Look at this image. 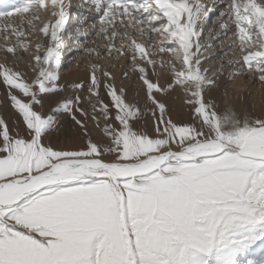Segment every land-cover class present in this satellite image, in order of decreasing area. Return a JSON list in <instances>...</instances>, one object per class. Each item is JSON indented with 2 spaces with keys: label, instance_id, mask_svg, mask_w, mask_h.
Returning a JSON list of instances; mask_svg holds the SVG:
<instances>
[{
  "label": "snow or ice",
  "instance_id": "1",
  "mask_svg": "<svg viewBox=\"0 0 264 264\" xmlns=\"http://www.w3.org/2000/svg\"><path fill=\"white\" fill-rule=\"evenodd\" d=\"M86 4L98 13L96 34H103L110 64H91L87 85H72L73 97L57 99L65 91L59 83L69 18L65 0H51L56 19L39 28L50 46L44 55L36 46L29 65L34 79L0 64L17 123L24 125L23 133L13 136L0 118V264H239V257L264 243V115L248 112L246 96L226 91L225 112L219 113V103L207 93L218 86L225 66L239 65L229 73V84L248 75L264 86V3L227 0L220 26L227 36L229 24L235 25L245 54L227 60L215 77L203 67L199 41V25L214 5L200 0ZM45 8L46 0H24L15 8L20 15L4 20L5 40L31 35L24 26L34 27ZM11 15L0 11V17ZM149 33L175 45L160 46L161 53H175V62L153 58L138 40ZM29 47L18 40L6 54L19 58ZM121 56L138 86H116L118 69L111 61ZM123 80H130L129 69ZM102 91L111 104L104 103ZM141 91L154 135L138 124L145 117ZM178 91L199 126L172 120L169 102ZM46 104L53 114L37 110ZM57 114L70 117L67 128ZM100 117L104 125L94 139L88 122L99 129ZM77 128L87 138L83 149L48 142Z\"/></svg>",
  "mask_w": 264,
  "mask_h": 264
},
{
  "label": "rangeland",
  "instance_id": "2",
  "mask_svg": "<svg viewBox=\"0 0 264 264\" xmlns=\"http://www.w3.org/2000/svg\"><path fill=\"white\" fill-rule=\"evenodd\" d=\"M49 1H51V0H49ZM191 2H193V0H190V3ZM200 2L205 3L206 1L200 0ZM237 2L238 3L239 2H247V0H237ZM258 2L264 3V0H258ZM66 3H68V0L66 1ZM225 3H227V2H225ZM70 4H72V3H70ZM47 5L45 8V9H47L46 15L48 18L54 19L55 17L52 16V14H51L53 11V9L51 8V4H47ZM220 5H221V3L218 4V6L217 5L214 6L215 7V13L210 14V17L207 20H205V22L203 21L204 24L202 26L201 36L199 38V41L202 43V46H203V51L201 54V59L203 61V67L211 70L209 72L210 77H215L217 71L221 70V66L225 65L227 60L231 59L233 61H237V60H240L242 58V56L245 54L241 51V49L239 47L240 42H239L238 36L236 34H234V32H235L234 24H231V23L229 24V29H231V30L228 32L227 36L224 35V32L220 33V31H224V29L220 26V24H221V20L224 19L225 17H221L220 13L222 10H224L225 4L221 8L219 7ZM71 10H73V9H71ZM18 22H20V21H18ZM35 25H36V27H35L36 32L31 34L30 38L28 37L29 39H31L29 51L27 53H25L23 51L19 52V57L22 58V63L17 64L16 62H12L13 64L10 63L7 65L8 67L10 65V68H14L18 71L27 72L29 74V76H31V79L35 78L36 73L31 71L29 65L33 62V54L35 53L36 46L42 45L40 42L42 33L39 31V28H41L42 25H40V24L38 25L37 22H35ZM68 25H69V23H68ZM84 28H85V30H87L86 29L87 27H84ZM97 29H98V27L93 28L91 30V34L90 33L87 34L89 36L88 39H84L83 41L82 40H75L72 38L73 33L71 34V32H73V30L70 29L71 36L68 35L69 32H67L66 36H69V38H70L69 42L71 44L69 51L70 52L73 51V53H72L73 55H71V57L69 58L67 63H64L61 65V70L62 69L68 70L70 72L69 75H72L73 71L81 70L82 68H83L82 70H84V71L86 70V68H88L87 70L90 71V66L93 63L104 66V64H101L98 62V60H96V58L98 57L96 54V51L91 52V53H89L87 51L88 49H93V47H91V45L93 44V42L91 40H95V36H96L97 31H98ZM215 32H216V34H214ZM158 35L159 34L153 35V34L149 33L148 35H146L142 39L138 37V40L145 44V42L148 43V41L150 39L153 40L154 39L153 37L158 36ZM217 37H219V38H217ZM3 38H4V35H3V37L2 36L0 37V50L3 52L4 51L6 52V47L8 45H11L12 42L19 40L22 37L18 38L15 35H9L7 40H5V38L4 39ZM160 39H162L161 35H159L156 40L158 41ZM98 41H102L104 43L106 42L104 40V38H99ZM163 41H164V39H163ZM167 41L170 43L169 40H167ZM90 42H92V43H90ZM165 42H166V40H165ZM48 46H50V41L48 43H46L45 45H42V47H44L45 49ZM171 47H175V45H172ZM171 47H169V48H171ZM77 48H79L80 51ZM76 49L78 51H76ZM193 51H195V50L193 49ZM169 53L174 54L173 52H169ZM206 53H207V55H205ZM225 53H227V55H225ZM101 55H102V53H101ZM103 55H107V52L106 51L103 52ZM9 56H13V55L9 54ZM108 61L110 62V59ZM112 62H114V61H111V63ZM127 63L130 64L128 62V59H127ZM0 64H5V63L0 61ZM104 67L108 68L109 66L108 67L104 66ZM233 67H234L233 69H235L238 67V65H236V66L234 65ZM233 69H232V67L225 66L222 70H223V72H225L227 70L233 71ZM27 70H29V72ZM60 77L63 80H65L67 78V76H60ZM72 78H73V76H70V78L67 79V81H69ZM240 78H241V76L239 78H236L235 83H232V84H229L228 79H227L224 81L225 85H223L222 87H220L219 82H218V86L216 88H213L211 91H209L207 93V98L209 100L217 101L219 103L217 111L219 113H224L225 112V105H223V103L220 102L221 99H219V96H218V93L221 92L220 89H222L223 92H225V91L227 92L228 89H231L232 92H234V93L240 92V91H244V92L246 91L247 92L246 96L248 95L247 98L249 97V99H247V104L249 105L247 108V110L249 109L248 112L253 114V115H264V86H262L258 83L257 79H255L256 78L255 76L251 77L250 80L247 79V80H249L248 83L249 82L251 83L250 86L249 85L246 86L245 85L246 83H242L240 81L241 80ZM28 79L31 80L30 78H28ZM71 82L72 83L68 87H65L66 85H64V84H62V85L60 84L61 87H63L66 90L63 93L59 94L57 96V99L63 100L64 97H73L76 94L72 88V85H74L75 83L73 84V80ZM122 82L123 83H121V85L127 84L128 88L131 87V85H129L130 82L123 80V75H122ZM86 85H87V83H86ZM124 86L127 87L126 85H124ZM229 87H231V88H229ZM141 92H140V95H144L143 91H141ZM17 95L21 99H26L22 96V94H20L18 92H17ZM101 95L104 98V103H107V104L112 103L111 97L107 96L105 91H102ZM262 95H263V97H262ZM132 99H133V96L129 95V100H132ZM139 100H140V97H139ZM169 103H170V115H171V118L174 122H177L180 124H191V123L195 122V123H197V126H199V122L194 120V112L190 109V107L186 106L183 103L182 91L175 92L173 94V99L170 100ZM139 106L142 110L145 111V117L143 120L139 121L138 124L142 125L144 130H146L149 133V135H154V123H153L152 117L147 114L145 101L143 102L140 100ZM51 107H52V105L46 104L43 109L38 108L37 110L43 111L46 114H53L51 112ZM83 107L85 110H87L89 112L90 115L93 114V110H92L90 103L85 102L83 104ZM114 112H115V108L113 107V113ZM57 115H58V119H60V121H61L62 126L64 128H67V126L70 123V117H68L66 114H57ZM0 118L5 119L8 127H9V130H10V135L15 136L17 132L23 133L24 125L22 123H17L20 120V117L15 113V109L13 108L11 101H10V98L8 97V94H7V86L2 83V78L0 80ZM88 124H89V129L92 131L93 138L94 139L98 138V135L101 133L103 125H104L103 118L100 117L101 127L99 129L95 127L94 121L90 120L88 122ZM67 137H72V139L68 140ZM48 142H51L55 147H64L66 143H69L73 147L83 149V147L87 143V138L84 137L80 133L79 129L77 128L74 132L69 130V131H67V133H65L64 131H62L60 134H58L57 137L50 139V141H48ZM258 248H260V249L264 248V243H258V245L254 247L255 250L252 249L253 251L250 250L247 254L239 257L238 258L239 264H248L247 262H244V260L246 261L249 258H251V261H252L253 254ZM261 250H263V249H261ZM254 260H256V258Z\"/></svg>",
  "mask_w": 264,
  "mask_h": 264
},
{
  "label": "bare ground",
  "instance_id": "3",
  "mask_svg": "<svg viewBox=\"0 0 264 264\" xmlns=\"http://www.w3.org/2000/svg\"><path fill=\"white\" fill-rule=\"evenodd\" d=\"M66 1L67 0H65V3H66ZM206 2L204 3V2H202V3H204V4H206V5H214V6H216V5H218V4H220L221 3V5L219 6L220 8L221 7H223V5L224 4H226L225 2H227V0H219V3H217V0H205ZM73 2V1H72ZM48 3H47V1H46V5H47ZM68 12H69V18H68V22H67V24H66V31H69V29H70V25L71 26H73V27H71V28H73L74 29V26H76V27H80V26H82L83 28L85 27V25H87L88 23H81L80 25L77 23V21H76V19H77V17H80V18H82V17H84V18H86V19H90L91 18V15H88V14H86L85 12H84V15H82V12L81 13H79L78 14V16L77 15H75V17L76 18H73V15L71 14L72 13V11H71V9L73 8V4H70L69 3V1H68ZM48 6V5H47ZM49 10V9H48ZM214 14L215 13V7H214V9L211 11V14ZM47 9H43V10H41V14H40V19H38V21H35V22H37L38 23V25L40 24V25H42L43 26V24H45V23H49V22H54V20L56 19V17L54 18V19H50V18H48L47 17ZM19 15V14H18ZM14 16H10V17H7V18H4V19H2V20H0V29H3V26H4V20L5 19H11V18H13ZM89 21H93V20H89ZM18 22V21H17ZM205 22V21H204ZM19 23V22H18ZM68 23H69V25H68ZM203 22L199 25V27L201 28V31H202V26H203ZM235 26V25H234ZM233 26V27H234ZM35 27H36V25L34 26V27H32V28H29V26H27V25H25L24 26V30L26 31V33L27 32H31L32 34L33 33H35L36 32V29H35ZM120 27V26H119ZM232 27V28H233ZM120 28H122V26L120 27ZM231 30V29H230ZM223 32H225V30L224 31H220V33H223ZM84 33H87V34H91V30H81V33H79L78 32V34H80V37H79V39H81L82 41L84 40V39H88V35H85ZM214 34H216V32L214 33ZM3 35H4V33L3 32H0V37L2 36L3 37ZM160 35V34H159ZM158 35V36H159ZM33 36V35H32ZM158 36H154L153 38V40H149L148 41V43L147 42H145V45H147V46H149L148 47V51L149 52H151V53H153V58L154 59H156L157 61H159V60H163V61H165L166 63L167 62H169V61H172V62H175V60L173 59L174 57H175V53L174 54H172V53H169V52H163V53H161L160 52V46H161V44H163L164 46H166V47H171L173 44H172V42L170 41V43L166 40V42H165V40L163 41V37H162V39H160V40H156L157 39V37ZM30 38V35H28V36H26V37H20L21 39H19V41H21V42H24V43H28L29 45L31 44V39H29ZM66 38H65V45H64V47L61 49V52H62V64H64V63H67V61L69 60V58L71 57V55H73L72 53H73V51L72 52H70L69 51V49H70V43H69V37H67V36H65ZM4 38H5V36H4ZM3 38V39H4ZM99 38H103V34H101V35H97L96 34V36H95V40H91L92 42H93V44L91 45V47H93V49H95L96 50V53L97 52H99V55L100 56H98L97 58H96V60H98V62L99 63H101V64H104V66H109V64H110V62L108 61L110 58L108 57V55H103V52H105L106 50H105V44H106V42L104 43V42H102V41H98V39ZM213 39V38H212ZM194 40H196V38H194ZM50 40L48 39V38H46L43 34L41 35V44L42 45H45L46 43H48ZM89 41V40H88ZM95 41V42H94ZM92 42H90V43H92ZM18 43V40H16V41H14V42H12L11 43V45H16ZM85 43V42H84ZM87 43V42H86ZM42 45H41V51H40V55H44V47H42ZM220 47V46H219ZM79 51H80V49L79 48H77ZM76 49V51H78ZM195 50V49H194ZM20 51H22V50H20ZM101 53H102V55H101ZM115 52H113V54H114ZM115 55V54H114ZM205 55H207V53L205 54ZM81 60V59H80ZM0 61H2V62H4L6 65H8V64H13L12 62H16L17 64H19V63H22V58H15V57H13V56H9V54H6V52L4 51H1L0 50ZM84 62V61H83ZM82 62V63H83ZM112 63H114V64H116L117 65V71H116V80H115V83H116V86L119 88L120 86H121V83H123L122 82V75H123V71H124V69H129V76H130V80H126L127 82H130V84L129 85H131V87H129V89H131V88H133V87H135V86H138V83L139 82H137V75L135 74V73H133V72H131L130 71V64H128L127 63V58L126 57H124V56H121L120 57V59L119 60H115L114 62H112ZM88 64V63H87ZM86 64V65H87ZM12 66V65H11ZM236 66V65H235ZM9 67H10V65H9ZM63 67V66H62ZM177 67H179V64L177 63ZM234 67H232V69H233ZM239 68V65H238V67L237 68H235V69H238ZM83 69V68H82ZM75 70V71H73V74L72 75H69V71L68 70H65V69H62V70H60V76H67V78L65 79V80H63V79H60V81L62 82H60V84L62 85V84H64V85H66L65 87H68V86H70V84L72 83L71 81L73 80V84L74 83H78V82H81V81H83V82H85V84L86 83H88V74H89V70H87L88 68H86V72L84 71V70ZM234 70V69H233ZM28 72H29V70H27ZM232 71V70H231ZM231 71H225V72H223V76L222 77H220L219 79H218V82H219V85H220V87H222L223 85H225V83H224V81L225 80H227L228 79V76H229V73L231 72ZM28 76V78H30L31 79V76H29V74L27 73V72H25ZM31 75V74H30ZM97 75L98 76H100V73H97ZM70 76H73V78L72 79H70L69 81H67V79H69L70 78ZM155 77H153V79H154ZM239 78V77H238ZM241 80V82L242 83H246L245 85L247 86V85H249L250 86V82L248 83V81L251 79L248 75H243V76H241V78H240ZM247 79H249V80H247ZM256 79V78H255ZM0 80H1V78H0ZM70 82V83H69ZM165 81H164V79H161V83H164ZM125 83V82H124ZM124 85H126L127 86V88H128V85L127 84H124ZM229 88H231V87H229ZM66 90V89H65ZM221 90V92L220 93H218V96H219V99H221V97H222V93H223V90L222 89H220ZM142 93V92H141ZM227 93H229L231 96H233V97H237V96H241V95H243V96H246V91L244 92V91H240V92H232V90L231 89H228L227 90ZM248 96V95H247ZM246 96V97H247ZM262 97H263V95H262ZM218 99V100H219ZM247 99H249V97L247 98ZM140 100L141 101H145L144 100V95H140ZM220 102H221V100H220ZM224 105V104H223ZM222 105V106H223ZM235 106H236V109H237V111H239V108H240V106H239V104L238 103H236L235 104ZM248 104H246V108H248ZM249 110V109H248ZM261 254L262 253H259V252H257V250L254 252V254H253V257H252V261L253 262H255L256 264H258V263H263L264 264V259L262 260V258L264 257V255L263 256H261ZM256 258V260H254ZM259 258H261L260 260H259Z\"/></svg>",
  "mask_w": 264,
  "mask_h": 264
}]
</instances>
